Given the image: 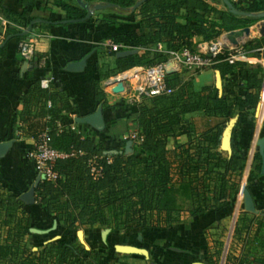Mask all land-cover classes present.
<instances>
[{"label":"trees","instance_id":"16d2710c","mask_svg":"<svg viewBox=\"0 0 264 264\" xmlns=\"http://www.w3.org/2000/svg\"><path fill=\"white\" fill-rule=\"evenodd\" d=\"M24 1V7L15 12L3 7L0 0V13L7 22L5 35L24 28L34 17L57 21L84 15V10L73 0H51L61 12L58 17L35 16L31 10L38 9V4H33V0ZM83 1L88 4L110 3L108 9H126L137 0ZM228 1L239 11H264V0ZM222 5L223 10L211 7L205 0H141L124 20L135 23L138 28L151 29L152 33L137 35V45L143 50L114 57V66L123 70L163 59L161 52L151 49L157 42L165 48L188 47L194 36L209 40L217 37L222 30L258 20L253 16L233 14ZM117 17L113 13H103L100 17L91 16L75 23L95 19L114 24L119 21ZM50 25L53 23H36L31 31L34 26ZM31 31L16 37L17 40L27 37ZM258 42H247L245 48ZM221 58L217 57L213 69L219 72L221 78L233 72L244 73L246 83L250 84L249 90L232 97L218 94L212 84H206L194 91L181 85L182 76L178 73L167 75L165 80L173 89L171 93L144 98L147 101L142 100L137 105H125L133 109L129 119L140 138L137 145L131 144L129 152H124L123 148L127 138L102 137L94 143L89 137H80L64 127L57 132L52 119L43 124L36 136L46 128L52 147L66 152L82 151L80 155L74 154L53 162L52 170L56 178L53 181L39 178L33 188L36 203L43 212L51 215L57 229L71 231L96 224L111 229L133 228L141 232L147 228L168 226L182 212L195 215L215 210L234 196L243 169V158L233 151L228 154L220 149L219 137L229 118L235 114L238 117L246 115L255 107L262 68L257 63L246 65L238 61L229 64ZM29 96L51 99L38 82L22 97V101L25 103ZM194 111L202 115L198 126L186 117ZM91 156L98 157L96 162L100 166V174L96 177L88 172L87 159ZM259 163V155L254 153L246 175L247 189L258 176ZM1 209H4V218H0V264L97 262L99 253L94 249H84L72 237L41 239L34 250L20 243L23 236L34 235L28 231L32 227L30 216L22 209L20 201L2 192L0 187ZM236 224L233 236L243 230L242 243L237 255L232 253L231 247L228 249L224 264H264V217L254 222L253 219L240 218ZM216 251L212 254L215 255Z\"/></svg>","mask_w":264,"mask_h":264},{"label":"crops","instance_id":"0c3cea01","mask_svg":"<svg viewBox=\"0 0 264 264\" xmlns=\"http://www.w3.org/2000/svg\"><path fill=\"white\" fill-rule=\"evenodd\" d=\"M24 3V0H1L3 7L15 12L20 11ZM33 4H38V9L31 10V14L35 16H61L51 0H33ZM209 5L213 4L210 2ZM213 6L221 8L218 4ZM221 6L224 9L222 2ZM26 8L29 6L26 5ZM261 21V24L258 22L259 27L264 25V20ZM6 25L7 22L0 13V142L9 143L0 156L1 191L21 202L22 209L30 216L29 221L33 228L46 230V234L55 229L56 239L70 238V231L57 229L51 215L40 209L33 193L32 200L26 202L22 199L23 193L28 191L37 178L26 152L33 146L35 136L43 124L50 119L54 125L58 123L80 137H89L94 143L102 137L124 139L136 130L129 119L133 109L125 106L117 95H105V78L101 77L96 61L100 53L104 52L114 64V54L111 55L108 50L107 42L124 45V50L141 52L143 48L137 45L136 37L151 34L152 30L138 28L135 23H128L124 19L114 24L92 19L84 23L34 26L27 36L36 38L35 55H44L47 59L46 67L37 69L32 60L26 62L18 56L16 37L4 41ZM243 32L248 31H237L234 38ZM191 39L196 42L200 37L194 36ZM82 57L85 60L80 68L67 69L69 62L78 61ZM252 57L241 62L246 65H260L261 83L255 107L246 115L238 117L235 114L237 118L230 134L231 151L243 158V169L234 196L226 199L215 210H205L195 215L182 212L168 226L147 228L141 232L133 228L100 229L96 224L88 226L81 230L82 241L87 249H94L99 253L95 264H224L230 247L234 255L238 254L244 231L241 230L233 236L237 220L253 219L254 222L255 219L263 217L261 213L264 211V173H258L248 188L254 212L245 211L242 205V188L246 187V175L252 165V156L257 153L256 143L264 137V57ZM216 73H219L216 69L196 72L191 78L192 90L198 91L206 84L214 86ZM42 77H51L46 89L51 99L29 96L24 103L22 97ZM219 81L217 92L226 96L243 95L250 87L244 73L233 72L223 78L219 75ZM96 109L100 110L101 129L77 121V117L92 113ZM218 229L225 231L227 246L224 245L217 261L212 254V234ZM104 231L106 233L102 237ZM45 233L33 234L42 236ZM75 241L83 247L76 235ZM115 245L143 248L146 256L122 252Z\"/></svg>","mask_w":264,"mask_h":264},{"label":"built area","instance_id":"2783aa9c","mask_svg":"<svg viewBox=\"0 0 264 264\" xmlns=\"http://www.w3.org/2000/svg\"><path fill=\"white\" fill-rule=\"evenodd\" d=\"M253 28L255 33L259 32L258 22L252 25L251 30L250 27H246L249 32L246 37L234 38L235 44H231L227 37L222 38V35L244 30L243 28L224 32L213 39L200 40L195 44V49H189L188 47L165 48L162 43L157 42L151 49L161 52L163 59L147 65L132 66L114 77H108L103 81V85L109 89L110 94L117 95L124 104L130 106L139 104L144 98L167 95L173 90L165 80V77L169 74L178 73L182 69H190L195 72L203 69H213V65L218 61V56H222L221 59L223 61L231 64L245 61L254 56L253 53L262 54L264 52V33L261 37V43L245 48L248 36L254 34ZM35 39V37L28 36L18 39L16 50L20 59L26 62L32 60L35 68L41 69L46 67L47 59L44 55H35ZM106 46L110 52L121 51L125 47L115 42H107ZM50 80L51 77L40 78L38 80L39 87L47 89ZM117 84L121 85V89L117 92H112V88ZM47 106H49L48 103ZM55 127L57 132L63 128L58 123L55 124ZM126 138L132 141L134 139L137 143L140 141L135 131ZM74 154L80 155L82 151L66 152L52 147L50 145V135L45 128L35 137L33 146L26 152V157L30 160L38 179L45 178L53 181L56 178V173L52 170L53 162ZM96 158L98 157L91 156L87 159L88 172L92 177L100 174V166L97 165Z\"/></svg>","mask_w":264,"mask_h":264},{"label":"water","instance_id":"95a60500","mask_svg":"<svg viewBox=\"0 0 264 264\" xmlns=\"http://www.w3.org/2000/svg\"><path fill=\"white\" fill-rule=\"evenodd\" d=\"M73 1L78 7L82 8L84 10V15L82 17L76 18V19H61V20H57V21H47V20L41 19L39 17H34L28 21V23L26 24V26L23 29H20L19 31H17L13 34L6 35L4 37V41H6L12 37H20V36H24V35L28 34L31 31L32 26L36 23L51 22L53 24H56V23L67 24V23L83 22L92 16L93 11L104 9V8L111 6L110 3L96 2L93 4H88L87 2H85L83 0H73ZM140 1L141 0L135 1L131 8H135L140 3ZM221 1L225 5V7L233 14L243 15V16H253V17H256L258 19L264 18V11H260V12H256V13H247V12H243V11H239V10L234 9L232 7V4L228 0H221ZM243 29L246 30V27H244ZM259 32L261 34L264 33V25L260 26ZM228 40L230 41L231 44H235L234 39L229 38ZM4 41L1 44H3ZM133 53H135V50H133V49L122 50V51L115 52L114 57H122V56L133 54ZM84 60H85V57H82L78 61L69 62L67 64V69L70 70V69L80 68L84 64ZM263 65H264V60H263ZM214 87L217 90H219V87H220L219 73H216V81H215ZM120 89H121V85L117 84L115 87L112 88V92H117ZM236 118H237V116L234 115L228 119V121L225 124L224 128L222 129V132H221L220 137H219V148L226 151L228 154L231 152L230 134H231L232 127L234 126V124L236 122ZM77 121H79L81 123H87L96 129L102 128V122L100 119V110L99 109H96L95 111H93L92 113H89L87 115L77 117ZM130 143H131V141L129 139H127L125 141L124 152L130 151V147H129ZM256 144H257V154L259 155V158H260L259 173L263 174L264 173V152H263L264 137L258 139ZM8 145H9V143L7 141L0 142V156L4 153V151L6 150ZM37 182H38V177L34 180L33 185L28 189V191L23 193L22 199L24 201L28 202V201L32 200L31 195L33 193V188L35 187ZM242 205H243V208L245 211L251 212V213L254 212V206H253V203L251 200V196H250V193L246 187L242 188ZM261 215L264 217V211L261 213ZM28 231L33 232V233H38V234L46 232V230L37 229V228H33V227L28 228ZM105 233H106V231H104L102 233V237L104 236ZM75 235H76V238L82 243L83 248L87 249V246L82 241V232L80 230H77L75 232ZM115 248L122 251V252H125V253L141 254V255L146 256V250L143 248H138V247L131 246V245H115ZM150 264H154V263H150Z\"/></svg>","mask_w":264,"mask_h":264},{"label":"rangeland","instance_id":"374dc122","mask_svg":"<svg viewBox=\"0 0 264 264\" xmlns=\"http://www.w3.org/2000/svg\"><path fill=\"white\" fill-rule=\"evenodd\" d=\"M205 1L208 4L210 2L213 5L214 4H218L221 7L220 9L223 10V8L221 6V2L219 0H216V1L205 0ZM132 5H130L126 9H117V8L108 9V8H106V9L95 10V11H93L92 17H94V18L95 17H100L103 13H113L114 15L118 16L117 17L118 20H121V19L123 20V19H125L124 17H126L128 12L130 10L134 9V8H131ZM213 5H210V6L215 8V9H217ZM136 11L137 10H135V13H136ZM261 20H264V18L258 19L257 21H255L253 23H250L249 25H244V26H240V27H237V28L229 29V30H222L218 36H220L224 32H229V31L241 29V28H244V27H248V28L250 27V30H251L252 29V25L256 24V22H260L259 24H261L262 23ZM253 31H254V34H252V35L250 34V36H248V41L247 42L254 41V40L260 41V42H258L257 44L254 45V46H256L259 43H261L262 34L260 32H256L255 33L254 28H253ZM200 40H202V39L200 38ZM200 40H197L196 42H193V40L191 39L190 40V44L188 45V48L189 49H195V44L198 43ZM101 53L98 56V59L96 61V64L98 66V70H99V73L101 74V77H103L105 79H107L108 77H114V76H116V75H118V74H120V73H122V72H124V71H126V70H128L130 68L129 67V68H126V69H123V70L117 69L114 66V64L112 63V60H110V59L108 60V57H107V55L104 52H101ZM253 54H254V56L258 57V59L264 57V52H262V54H260V55L256 54V53H253ZM147 57H149V56H147ZM194 74H196V72L194 70H190V69H182L180 72H178V75L182 76L181 85H186V86L189 87V89L190 88L192 89L191 78L194 76ZM105 90H106V92H104L105 95H109L110 94L109 93V89L105 87ZM144 101L146 102L147 100H143L142 102H144ZM186 117H190V119H192V121L193 120L195 121V125L198 126L202 115H201V113L199 111H194V112L188 114ZM130 141H131L130 146H131V144L137 145L139 143V142L137 143L136 140H134V139H133V141L132 140H130ZM123 148H124V146H123ZM13 211H15V210H13ZM16 211H18V210H16ZM3 212H4V209H1L0 210V218H2V219L4 218ZM45 225H47V224H45ZM85 228L86 227H84L83 229H85ZM104 228H110L111 229V227L100 226V229H104ZM83 229L81 228V229H77V230L81 231ZM77 230H71L70 231V233H71L70 236L73 239H75V231H77ZM52 236H53L54 239H56L54 236H57V230L52 229L50 233H47V234L45 233L44 235H42L40 237H37L35 235L23 236L21 241H20V243H23L26 247H30L32 250H34L35 245L39 244L42 241L41 239H47L48 238L47 240H54L53 238H51ZM212 237L214 239V249H213V251H215V249L217 250L216 254H215V259L218 261L219 257L222 254V249H223L224 245L227 246V242H225V238H226L225 231H223L222 229H218L212 234ZM215 241H217L216 243H218V244H216ZM75 243H76V241H75Z\"/></svg>","mask_w":264,"mask_h":264},{"label":"bare ground","instance_id":"6f19581e","mask_svg":"<svg viewBox=\"0 0 264 264\" xmlns=\"http://www.w3.org/2000/svg\"><path fill=\"white\" fill-rule=\"evenodd\" d=\"M248 34H249V32H243L242 34H237V37H246ZM234 35H235V32H231V33H228L227 35L226 34L222 35V38L227 37L228 39L229 38L234 39Z\"/></svg>","mask_w":264,"mask_h":264}]
</instances>
